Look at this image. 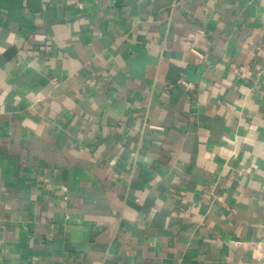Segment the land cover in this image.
<instances>
[{"label":"crops","instance_id":"1","mask_svg":"<svg viewBox=\"0 0 264 264\" xmlns=\"http://www.w3.org/2000/svg\"><path fill=\"white\" fill-rule=\"evenodd\" d=\"M0 264H264V0H0Z\"/></svg>","mask_w":264,"mask_h":264}]
</instances>
